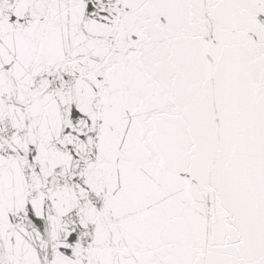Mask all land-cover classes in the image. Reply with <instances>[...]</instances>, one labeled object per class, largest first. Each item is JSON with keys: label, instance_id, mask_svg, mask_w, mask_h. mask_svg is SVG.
<instances>
[{"label": "snow or ice", "instance_id": "snow-or-ice-1", "mask_svg": "<svg viewBox=\"0 0 264 264\" xmlns=\"http://www.w3.org/2000/svg\"><path fill=\"white\" fill-rule=\"evenodd\" d=\"M0 264H264V0H0Z\"/></svg>", "mask_w": 264, "mask_h": 264}]
</instances>
